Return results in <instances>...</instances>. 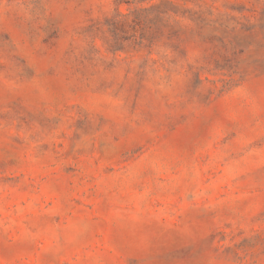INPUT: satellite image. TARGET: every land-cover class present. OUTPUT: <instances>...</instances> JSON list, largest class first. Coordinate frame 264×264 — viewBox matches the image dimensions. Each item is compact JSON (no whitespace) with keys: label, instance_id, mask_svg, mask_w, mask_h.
I'll return each mask as SVG.
<instances>
[{"label":"rangeland","instance_id":"1","mask_svg":"<svg viewBox=\"0 0 264 264\" xmlns=\"http://www.w3.org/2000/svg\"><path fill=\"white\" fill-rule=\"evenodd\" d=\"M0 264H264V0H0Z\"/></svg>","mask_w":264,"mask_h":264}]
</instances>
